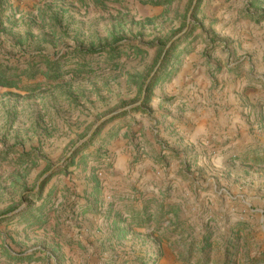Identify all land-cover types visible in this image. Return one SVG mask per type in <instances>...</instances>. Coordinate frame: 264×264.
Returning a JSON list of instances; mask_svg holds the SVG:
<instances>
[{
	"label": "rangeland",
	"instance_id": "1",
	"mask_svg": "<svg viewBox=\"0 0 264 264\" xmlns=\"http://www.w3.org/2000/svg\"><path fill=\"white\" fill-rule=\"evenodd\" d=\"M192 68L211 134L238 112L244 144L115 193L121 127ZM263 235L264 0H0V264H264Z\"/></svg>",
	"mask_w": 264,
	"mask_h": 264
},
{
	"label": "crops",
	"instance_id": "2",
	"mask_svg": "<svg viewBox=\"0 0 264 264\" xmlns=\"http://www.w3.org/2000/svg\"><path fill=\"white\" fill-rule=\"evenodd\" d=\"M186 72L184 78H176L175 81V87L185 93V99L172 104L155 103L152 106V121L144 120L138 125L121 127L120 132L124 137H119L115 146L108 150L114 165L112 170L109 169L108 179L115 193L129 197L138 189H144L148 194L151 183H189L198 169L205 165L207 155L228 151L230 146L234 147V141L237 147L244 144L245 124L243 119H239L238 112H232L233 117L230 122L226 120L224 130L218 136L211 134L204 109L202 106L195 108L193 103L192 81L202 71L192 68L186 69ZM233 122L236 123L235 127L232 126ZM214 139L224 144L217 145ZM124 144L130 148L127 149ZM128 161L132 163L131 168L124 166ZM185 171L193 174H187L186 179H182ZM155 173L160 175L155 176ZM241 245L238 248L244 252L254 247L251 239L247 245L243 242ZM261 246L257 244L256 250L260 251Z\"/></svg>",
	"mask_w": 264,
	"mask_h": 264
},
{
	"label": "water",
	"instance_id": "3",
	"mask_svg": "<svg viewBox=\"0 0 264 264\" xmlns=\"http://www.w3.org/2000/svg\"><path fill=\"white\" fill-rule=\"evenodd\" d=\"M172 44V43H171ZM93 133V132H92ZM91 133V134H92ZM79 147V145L78 146H76L75 148H73L72 150H71V152L69 153V155H71L77 148Z\"/></svg>",
	"mask_w": 264,
	"mask_h": 264
}]
</instances>
